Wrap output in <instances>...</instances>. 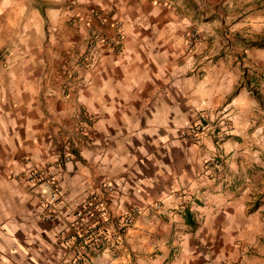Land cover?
<instances>
[{
	"label": "crops",
	"instance_id": "1",
	"mask_svg": "<svg viewBox=\"0 0 264 264\" xmlns=\"http://www.w3.org/2000/svg\"><path fill=\"white\" fill-rule=\"evenodd\" d=\"M114 21L119 50L97 42L77 69ZM0 48V264L73 256L41 217L50 188L13 173L53 163L83 121L58 171L67 211L106 183L113 216L134 210L124 246L83 264H264V0H0ZM225 105L216 167L211 138L182 133Z\"/></svg>",
	"mask_w": 264,
	"mask_h": 264
},
{
	"label": "built area",
	"instance_id": "2",
	"mask_svg": "<svg viewBox=\"0 0 264 264\" xmlns=\"http://www.w3.org/2000/svg\"><path fill=\"white\" fill-rule=\"evenodd\" d=\"M91 16L99 20L101 24L108 22L100 11H92ZM120 25L118 21L113 22L116 31L114 36L96 33L91 37L86 51L76 61L77 69L88 65L97 42L108 44L114 50H119V43L122 39ZM201 39L202 35L199 30L187 29L184 32L185 49L194 50ZM4 59L6 58L2 57V60ZM76 73L74 72L72 77ZM231 115V109L226 105L215 110H201L188 129L182 133L183 137L194 143H201L204 138L210 137L216 155L207 162H214L216 167L220 166L217 162L220 157L218 152L220 145L232 130ZM90 126L91 124L83 121L77 125L74 134L64 135L60 144L59 156L53 163L35 164L21 172L13 173L14 176H19L33 186L46 185L50 188L47 195L39 196V203L43 209L41 217L57 229L56 236L60 244L73 253V256L67 260V264L87 263L93 255L99 252L117 251L124 246V237L134 220V210H128L118 216L112 215L109 209L114 192L111 183L103 184L98 191L87 193L73 210L67 211V205L62 197L58 171L66 162L74 158L76 138H84Z\"/></svg>",
	"mask_w": 264,
	"mask_h": 264
},
{
	"label": "rangeland",
	"instance_id": "3",
	"mask_svg": "<svg viewBox=\"0 0 264 264\" xmlns=\"http://www.w3.org/2000/svg\"><path fill=\"white\" fill-rule=\"evenodd\" d=\"M8 52L7 49L5 48H0V60L2 59V57Z\"/></svg>",
	"mask_w": 264,
	"mask_h": 264
}]
</instances>
